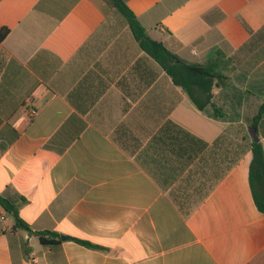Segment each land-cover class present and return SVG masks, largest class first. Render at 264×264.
Masks as SVG:
<instances>
[{"label":"crops","instance_id":"crops-1","mask_svg":"<svg viewBox=\"0 0 264 264\" xmlns=\"http://www.w3.org/2000/svg\"><path fill=\"white\" fill-rule=\"evenodd\" d=\"M126 4L150 39L217 63L225 116L199 111L102 0H0V195L65 238L42 245L0 204V264H264L242 119L222 108L264 104V0ZM168 121L208 145L166 184L138 156ZM257 132L264 148V115Z\"/></svg>","mask_w":264,"mask_h":264},{"label":"trees","instance_id":"trees-1","mask_svg":"<svg viewBox=\"0 0 264 264\" xmlns=\"http://www.w3.org/2000/svg\"><path fill=\"white\" fill-rule=\"evenodd\" d=\"M102 1L106 6L115 9L124 17L140 48L160 65L166 75L170 77L172 83L184 92L199 111L206 112L208 108H211L213 117L222 118L225 116L214 104L213 100L216 96L215 89L224 88L229 78L218 70L215 61L201 65L181 59L178 55L169 51L163 42L152 40L147 36L146 29L127 6L126 0ZM8 33L9 30L7 28L0 30V43L4 41ZM262 33L264 34V29L253 34V37H258ZM263 115L264 104L256 115L247 119V127L256 128L258 131ZM247 135L250 139L249 151L251 153L248 175L250 190L256 208L260 213L264 214V148L261 141L254 142L249 132H247ZM242 139L245 141V136ZM49 145H51V142ZM207 145L203 140L196 138L172 121H168L159 134L147 143L138 158L152 176L157 178L165 176L163 182L168 184L178 172L184 171L193 156ZM20 201H22V197L17 194L11 197L0 195V204L14 217V228L25 229L33 233L39 237L40 242L44 246L61 244L62 236L56 232H33L30 229L29 225L18 215L17 205ZM67 239L87 247L97 248V246L89 242L72 237Z\"/></svg>","mask_w":264,"mask_h":264},{"label":"rangeland","instance_id":"rangeland-1","mask_svg":"<svg viewBox=\"0 0 264 264\" xmlns=\"http://www.w3.org/2000/svg\"><path fill=\"white\" fill-rule=\"evenodd\" d=\"M222 108L225 111H228V118L232 121L238 122L239 120L242 119V123L239 124H235V125H231V129H233V131L236 132H240V136H245V138H247V141L245 140H241V153L242 155H244L247 152V149L249 148V137L247 135V126H248V118H250L254 113H256V109L253 108H245L244 110H239L236 108H233L230 106H222ZM210 111H212V109L210 108ZM213 112V111H212ZM238 130V131H237ZM241 137V138H242Z\"/></svg>","mask_w":264,"mask_h":264},{"label":"water","instance_id":"water-1","mask_svg":"<svg viewBox=\"0 0 264 264\" xmlns=\"http://www.w3.org/2000/svg\"><path fill=\"white\" fill-rule=\"evenodd\" d=\"M248 132H249V134L252 137V140L254 142H259L260 141V137L258 135V132H257V129L256 128L250 127L248 129ZM62 239H65V238L63 237Z\"/></svg>","mask_w":264,"mask_h":264}]
</instances>
